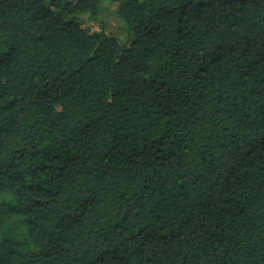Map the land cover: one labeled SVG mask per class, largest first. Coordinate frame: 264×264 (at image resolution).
<instances>
[{
	"label": "trees",
	"instance_id": "1",
	"mask_svg": "<svg viewBox=\"0 0 264 264\" xmlns=\"http://www.w3.org/2000/svg\"><path fill=\"white\" fill-rule=\"evenodd\" d=\"M108 1L0 0V264H264V0Z\"/></svg>",
	"mask_w": 264,
	"mask_h": 264
},
{
	"label": "rangeland",
	"instance_id": "2",
	"mask_svg": "<svg viewBox=\"0 0 264 264\" xmlns=\"http://www.w3.org/2000/svg\"><path fill=\"white\" fill-rule=\"evenodd\" d=\"M98 19L103 20L106 23L108 30L112 33H121L124 27V22L120 18L116 5L111 4L108 0H103L101 9L98 14ZM82 20V26L89 29L91 32L100 29V25L97 20L90 18L89 15H80Z\"/></svg>",
	"mask_w": 264,
	"mask_h": 264
}]
</instances>
